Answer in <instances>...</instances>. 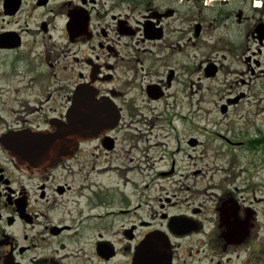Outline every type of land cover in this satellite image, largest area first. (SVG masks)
Returning a JSON list of instances; mask_svg holds the SVG:
<instances>
[{
    "label": "flooded vegetation",
    "instance_id": "flooded-vegetation-1",
    "mask_svg": "<svg viewBox=\"0 0 264 264\" xmlns=\"http://www.w3.org/2000/svg\"><path fill=\"white\" fill-rule=\"evenodd\" d=\"M210 1L0 0V264H264V131L203 169L200 140L129 133L201 81L224 115L264 87V0ZM95 105L117 123L69 154L5 145Z\"/></svg>",
    "mask_w": 264,
    "mask_h": 264
},
{
    "label": "rangeland",
    "instance_id": "rangeland-1",
    "mask_svg": "<svg viewBox=\"0 0 264 264\" xmlns=\"http://www.w3.org/2000/svg\"><path fill=\"white\" fill-rule=\"evenodd\" d=\"M201 83L202 87L194 94L183 95L180 105L174 109L163 110L159 105L156 111L145 112L144 123L134 124L129 132L133 134V140H200L202 144L191 152L197 168L203 169L208 153L205 146L210 144L208 140H224L220 134L231 140H248L244 137L247 133L254 135L259 129L264 131V87L261 85L259 89L258 81L250 88L245 87L247 99L227 115L219 110L220 96L210 94L204 87L205 82ZM157 115L160 118L154 120ZM138 116L137 119H141V114ZM171 116L172 121L169 120Z\"/></svg>",
    "mask_w": 264,
    "mask_h": 264
},
{
    "label": "water",
    "instance_id": "water-1",
    "mask_svg": "<svg viewBox=\"0 0 264 264\" xmlns=\"http://www.w3.org/2000/svg\"><path fill=\"white\" fill-rule=\"evenodd\" d=\"M73 112L74 114H77V112L80 113V111H78L76 108L73 110ZM89 112L94 117V121L92 123L82 122L78 119H70L69 123L59 126L53 132H30V134H28V136L36 139L50 137L53 139L63 138V140H10L7 142V144L5 143V145L12 153L16 154L22 152L21 147L25 145H28V147L32 146L33 148L36 147L35 151H30L37 154L42 153L45 155H49L52 152H57L59 156L69 154L72 151V147L75 145L77 140L83 137L97 135V133L102 131L103 129L113 127L118 121V112L110 106L106 110L104 105H95V107L90 109ZM15 136V134L11 135V137ZM190 140L196 139L191 138ZM65 141H68V143H66ZM58 144H64L65 147L63 149H57Z\"/></svg>",
    "mask_w": 264,
    "mask_h": 264
},
{
    "label": "trees",
    "instance_id": "trees-1",
    "mask_svg": "<svg viewBox=\"0 0 264 264\" xmlns=\"http://www.w3.org/2000/svg\"><path fill=\"white\" fill-rule=\"evenodd\" d=\"M250 140H253V139H250ZM263 140V139H262Z\"/></svg>",
    "mask_w": 264,
    "mask_h": 264
}]
</instances>
